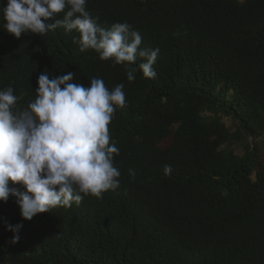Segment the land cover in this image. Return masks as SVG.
<instances>
[{"label":"trees","instance_id":"obj_1","mask_svg":"<svg viewBox=\"0 0 264 264\" xmlns=\"http://www.w3.org/2000/svg\"><path fill=\"white\" fill-rule=\"evenodd\" d=\"M6 5L0 90L14 89L15 110L42 72L123 84L126 103L108 126L119 186L31 220L15 196L0 201V264H264V0H87L101 27L126 22L159 49L155 78L138 56L131 82L125 65L81 52L75 30L16 38ZM9 226H22L17 243Z\"/></svg>","mask_w":264,"mask_h":264},{"label":"clouds","instance_id":"obj_2","mask_svg":"<svg viewBox=\"0 0 264 264\" xmlns=\"http://www.w3.org/2000/svg\"><path fill=\"white\" fill-rule=\"evenodd\" d=\"M86 4L87 0H7L4 28L18 39L25 33L46 35L58 27L75 30L79 38L73 43L81 52L93 49L101 60L125 65L130 82L138 56L146 60L139 70L155 78L159 49H142L141 35L126 22L101 27ZM60 13L63 19L49 22ZM74 77L73 72L51 78L42 72L36 99L24 110H15L19 98L12 87L0 90V201L15 196L26 220L58 206L79 204L81 193L99 197L119 186L121 173L113 163L119 149L110 143L108 126L116 108L125 107L124 85L109 90L101 78H92L90 87H84ZM10 181L26 191L10 188ZM20 227L9 226L16 233L12 243L19 241Z\"/></svg>","mask_w":264,"mask_h":264},{"label":"rangeland","instance_id":"obj_3","mask_svg":"<svg viewBox=\"0 0 264 264\" xmlns=\"http://www.w3.org/2000/svg\"><path fill=\"white\" fill-rule=\"evenodd\" d=\"M223 120L230 127V129H232L233 131L236 130L237 125H236V123L232 117L223 116ZM256 142L260 145V147H262L264 149V137L261 139H258V140L255 139L253 143H256ZM237 153L239 155H243L244 151H243V149L239 148V149H237Z\"/></svg>","mask_w":264,"mask_h":264}]
</instances>
